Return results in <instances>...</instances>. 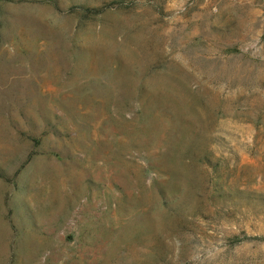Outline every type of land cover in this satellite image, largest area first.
I'll return each mask as SVG.
<instances>
[{
  "label": "rangeland",
  "instance_id": "rangeland-1",
  "mask_svg": "<svg viewBox=\"0 0 264 264\" xmlns=\"http://www.w3.org/2000/svg\"><path fill=\"white\" fill-rule=\"evenodd\" d=\"M0 264H264V0H0Z\"/></svg>",
  "mask_w": 264,
  "mask_h": 264
}]
</instances>
